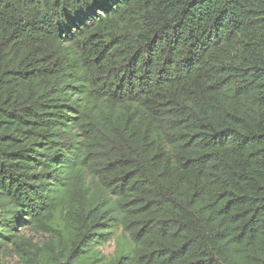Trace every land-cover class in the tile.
<instances>
[{"label": "trees", "instance_id": "16d2710c", "mask_svg": "<svg viewBox=\"0 0 264 264\" xmlns=\"http://www.w3.org/2000/svg\"><path fill=\"white\" fill-rule=\"evenodd\" d=\"M5 248L264 264V0H0Z\"/></svg>", "mask_w": 264, "mask_h": 264}, {"label": "rangeland", "instance_id": "374dc122", "mask_svg": "<svg viewBox=\"0 0 264 264\" xmlns=\"http://www.w3.org/2000/svg\"><path fill=\"white\" fill-rule=\"evenodd\" d=\"M20 228L17 230L19 231ZM46 240L45 237H39L37 240L42 241ZM116 244L115 241H112L105 245L102 250L107 256H113L115 253ZM0 264H23L21 260L10 251V248L1 249L0 251Z\"/></svg>", "mask_w": 264, "mask_h": 264}]
</instances>
